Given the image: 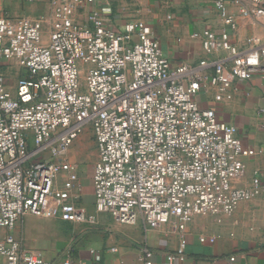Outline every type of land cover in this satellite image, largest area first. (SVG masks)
<instances>
[{"label": "built area", "instance_id": "obj_1", "mask_svg": "<svg viewBox=\"0 0 264 264\" xmlns=\"http://www.w3.org/2000/svg\"><path fill=\"white\" fill-rule=\"evenodd\" d=\"M211 1L232 31L238 25L230 3L242 17L252 15V5L264 14V0ZM97 3L50 0L49 14L0 18V229L9 231L0 238V264H76L69 250L49 260L28 248L14 234L18 223L32 214L96 225L102 212L117 223L142 222L146 233L176 220L180 244L166 257L184 261L187 226L196 216L231 215L264 191L258 177L234 185L258 151L196 99L213 87L218 99L231 100L236 80L264 79V43L250 37L239 48L225 31L202 43L208 54L226 51L230 62L173 65L149 24L134 19L116 28ZM82 11L85 22L78 20ZM86 131L97 149L95 212L82 201L78 164L70 158ZM143 257L155 264L154 250L143 248Z\"/></svg>", "mask_w": 264, "mask_h": 264}, {"label": "crops", "instance_id": "obj_2", "mask_svg": "<svg viewBox=\"0 0 264 264\" xmlns=\"http://www.w3.org/2000/svg\"><path fill=\"white\" fill-rule=\"evenodd\" d=\"M97 7L116 28L134 19L149 24L173 65L198 63L204 58L230 62L226 51L208 54L202 43L209 35L220 37L225 31L231 33L232 42L239 48L250 37L264 43V14L253 5L252 15L242 17L239 6L229 4L238 25L236 31L221 19L211 0H98ZM50 11V0H0V18L33 19ZM87 12L78 14L80 22L86 21ZM208 71L211 74L212 68ZM234 87L231 100L218 99L213 87L202 89L196 99L202 108L214 109L220 120L235 125L246 148L258 151L247 159L246 168L234 180L236 187H245L255 177L264 182V79L256 75L251 80H236ZM90 183L93 185L92 180ZM83 203L92 211L95 195L87 196ZM97 219L96 225H89L28 214L14 234L49 260H62L69 250L76 264H145V247L155 251V264H264V191L253 200L241 202L231 215L196 216L187 226L186 259L173 263L166 255L180 244L176 220L146 233L142 222L117 223L107 212L98 213ZM8 232L0 229V238ZM201 234L216 240L201 242ZM95 253H100L99 259ZM232 256L234 262L230 261Z\"/></svg>", "mask_w": 264, "mask_h": 264}, {"label": "rangeland", "instance_id": "obj_3", "mask_svg": "<svg viewBox=\"0 0 264 264\" xmlns=\"http://www.w3.org/2000/svg\"><path fill=\"white\" fill-rule=\"evenodd\" d=\"M18 76L19 71L16 67L10 69L9 77L13 88L16 86ZM70 158L71 161L79 165V183L82 194H84L82 201H85L87 196L92 197L95 195V188L91 185L90 181L93 180V168L97 160V149L90 131H86L77 139L71 149ZM90 209L95 212L94 206Z\"/></svg>", "mask_w": 264, "mask_h": 264}]
</instances>
